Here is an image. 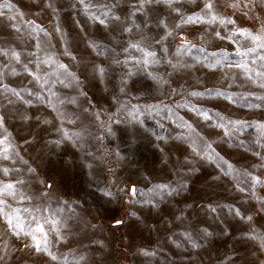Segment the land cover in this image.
Returning <instances> with one entry per match:
<instances>
[{
	"label": "rangeland",
	"instance_id": "374dc122",
	"mask_svg": "<svg viewBox=\"0 0 264 264\" xmlns=\"http://www.w3.org/2000/svg\"><path fill=\"white\" fill-rule=\"evenodd\" d=\"M137 2L93 0L120 17L105 26L76 0H0L13 6L0 8V47L21 54L20 63L10 64L17 74L0 82L20 92L0 94V137L6 129L18 154L0 165L19 171L0 173V181H23L17 189L29 199H5L21 209L26 226L35 228L38 220L58 257L37 252L30 236L11 235L0 218V264H264V247L249 237L252 229L264 234V212L244 175L264 179V101L255 98L264 89L228 67L239 59L237 46L215 38L217 30L256 32L264 25V6L260 0H214L218 12L235 21L222 27L181 23L200 14L204 0L172 5L180 14L158 3L131 16ZM234 2L239 10L230 6ZM132 21L139 28L124 32ZM181 35L193 47L176 56ZM135 42L151 44L161 63L137 64L144 56L128 46ZM221 51L226 59L212 55ZM50 53L76 77L69 87L52 76L41 88L24 71V64L41 76L53 71L55 65L36 69L30 63L32 54L43 59ZM168 59L189 67H173ZM2 63L8 61L0 57ZM49 89L56 94L53 107ZM64 132L80 137L65 138ZM254 191L264 197V186Z\"/></svg>",
	"mask_w": 264,
	"mask_h": 264
},
{
	"label": "snow or ice",
	"instance_id": "6c2138e0",
	"mask_svg": "<svg viewBox=\"0 0 264 264\" xmlns=\"http://www.w3.org/2000/svg\"><path fill=\"white\" fill-rule=\"evenodd\" d=\"M181 0H138L137 4L133 5V11L131 12V16H135L137 12H142L146 4H158L163 3L167 5L168 7L172 8V5L180 3ZM261 6H264V0H260ZM76 4L83 7V10L86 15L89 16V18L93 20H98L100 24L107 26L108 21L110 20H116L119 21L120 17L115 15V13L111 10V8L108 5H99L94 4L93 0H76ZM49 7H52V5H48ZM230 6L233 9L239 10L240 4L238 2L231 3ZM249 6L250 5H246ZM12 5L5 3L3 5H0V8H9L12 9ZM95 8L96 11L93 12L92 9ZM53 11H57L55 8H53ZM172 11L180 14L179 8H172ZM2 14V13H0ZM15 17H9V19H14ZM194 22H202L206 23L208 25H216L217 23L222 27H227L229 24H235V21L227 16H222L218 10L216 9V5L214 3V0H204V6L201 10L200 14H197L195 16H187L183 17L181 20V23H194ZM32 24L33 28H36L38 31H44L43 28L35 25L33 22H29ZM181 25L177 24V28H179ZM133 27L139 28V25L135 24V21H132V26H129L128 24H125L124 26V32L131 33L133 30ZM19 32V28L16 29ZM57 31H59V28H57ZM47 35V33H45ZM172 31L169 30L167 32V36H171ZM167 36L163 39H167ZM215 38L221 39V40H227L230 43H233L237 46L236 49V56L239 57V59L236 61V63L229 64L228 67H235L241 70V72L244 74L245 79L252 82L253 84L257 85L259 88L264 89V55H260V52L264 51V25H261V27L256 31L253 32L249 29H241V28H234L230 35H222L221 31L217 30L215 32ZM181 40L183 43L179 46H177L176 51L174 55L180 56L184 51L188 50L189 48L193 47L190 45L186 38L181 35ZM241 41L246 42L247 44H250L251 46L245 47ZM157 43H161V49L166 54L168 52L167 46H165L162 41H157ZM92 47H97L98 50L109 52L113 50L109 49H103L100 46L95 45L94 43H91ZM129 47L136 48L137 50L141 51L143 53V60L136 61L137 64H142L144 67H148L150 64H159L161 63L160 58L157 57V53L154 50L151 49V44H145L142 42H135L128 45ZM37 47H41V45L38 43ZM127 50V49H125ZM65 54H69L67 48H65ZM255 54V58L249 63V61L246 59L249 56H252ZM35 56V59L33 61H30V63H34L36 66V69H39L41 64L45 65H55L53 71L46 73L44 76H41L38 71H30L28 64H24L23 68L24 71L27 72L29 75L33 76V79L40 84V87L43 88L45 84L48 83V79L52 76H55L61 84H64L65 87H69L72 81L76 80V77L68 71L67 66L59 63L54 59V54H48L46 58L41 59L37 54H32ZM213 56H220L223 58H227L229 55L226 51H221L219 53H212ZM0 57H3L5 60L8 61V63H2L0 64V82H2L3 78L7 74L16 75V69L14 67L10 68V64L12 61H15L16 63H20L21 61V54L16 51L14 48H3L0 47ZM75 59V57H73ZM257 61H259V64L257 65ZM116 63H120V61H115ZM127 63V61H124ZM168 64H172V60L168 59L166 61ZM219 63V61H217ZM255 65V66H254ZM173 67H189V65H178V64H172ZM101 76L104 74V69L101 67L98 69ZM62 77V78H61ZM153 79H156V77H153ZM234 79V77H233ZM66 81L68 83H66ZM11 92L13 95L20 97V92H18L14 88H10L7 84L0 83V94L3 93H9ZM49 92L51 93V89H49ZM36 95V98L39 100L41 99V96L39 94L30 93ZM218 95H223V93H217ZM55 93H51L48 98V106L53 107L52 104V97L55 96ZM191 95L193 96H199L202 95V93L199 92H192ZM257 100L264 101V95L255 97ZM11 103L12 101H8ZM74 102V100L70 101ZM26 103H31L30 101H27ZM58 103H64V101L61 99L58 101ZM183 106V105H178ZM261 104H251L249 107H255L259 108L261 107ZM206 118H209L206 113H204ZM3 117L0 116V127L3 126ZM48 121H45L47 123ZM190 127V126H189ZM262 129V134H264V125L260 126ZM10 134L7 133V130H4V135L0 137V160L5 161H11L13 155H18L15 152V148L13 147L10 138ZM65 138H68L71 136L74 139H79L80 133H68L64 132ZM61 141H55V143L59 144ZM194 143V142H193ZM261 159H264V157H261ZM26 163V162H25ZM18 168H12L8 166L0 165V173H3L4 176H9L12 172H18ZM31 171V169H29ZM245 176H249L252 185H253V191L252 196L256 198L257 202L261 204V211L264 212V197H256L254 187L256 185L264 186V179H261L259 176H251L249 173H245ZM23 183V181H0V218L3 219L7 226V230L11 233V235L19 237L21 234H24L26 236H30L31 238V246L35 248L37 252H45L47 253L51 260L57 261L58 257L56 254H54L50 248H49V240L47 238V234L45 233V230L42 225L39 224L38 220L36 221V227L32 228L30 226H26L19 215L21 212V209L18 207H12L5 197H11L13 199L23 201L25 199H29L24 193L18 191L17 184ZM157 188L164 189L165 185H157ZM184 185H180V188H183ZM176 189H171L169 194H171V191H175ZM243 191V189H241ZM137 189L135 186H133L130 189L131 195L135 196L137 194ZM107 195H111V193H106ZM25 212H31V209L25 208L23 209ZM36 212H39L40 209L36 208ZM215 211V209H213ZM236 215L239 216L240 212L239 210H236ZM247 220H251V216L245 217ZM117 223H120L119 221ZM250 239L258 241L261 247H264V234L256 232L255 229H252L251 233L249 234ZM193 246H197L196 242L193 241ZM25 247H28V245H25Z\"/></svg>",
	"mask_w": 264,
	"mask_h": 264
}]
</instances>
